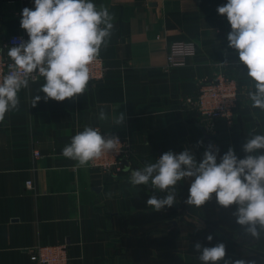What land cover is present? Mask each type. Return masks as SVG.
Wrapping results in <instances>:
<instances>
[{
  "label": "crops",
  "instance_id": "1",
  "mask_svg": "<svg viewBox=\"0 0 264 264\" xmlns=\"http://www.w3.org/2000/svg\"><path fill=\"white\" fill-rule=\"evenodd\" d=\"M92 2L114 15L110 40L100 51L105 79L89 83L78 99L45 102L39 77L19 91V110L0 122V264H36L34 248L57 244L68 245L70 264H201L197 242L207 247L222 242L226 259L264 264V234L249 236L235 222V206L222 208L215 198L189 206L191 181L185 179L176 185L177 203L155 212L147 199L166 193L129 182L131 171L170 150L187 149L199 162L208 147L205 133L219 148L218 163L230 147L244 158L246 139L264 134V112L253 109L247 95L252 85L247 68L228 47L231 26L216 11L227 0ZM25 7L34 9V0H0V46L13 35L29 39L20 27ZM175 41L195 42L198 53L185 67L166 71ZM219 71L238 84L233 125L200 116L185 104ZM37 94L41 100L33 107ZM117 114L124 120L112 124ZM86 126L130 138L129 170L106 175L61 155ZM35 150L41 157H34Z\"/></svg>",
  "mask_w": 264,
  "mask_h": 264
},
{
  "label": "clouds",
  "instance_id": "2",
  "mask_svg": "<svg viewBox=\"0 0 264 264\" xmlns=\"http://www.w3.org/2000/svg\"><path fill=\"white\" fill-rule=\"evenodd\" d=\"M216 11L231 26L228 47L238 53V65L247 68L252 82L247 93L250 106L264 112V0H227ZM21 16L20 27L29 39L7 48L11 63L0 78V122L7 113L19 110V91L39 77L44 79L39 92L45 94V102L78 99L88 88L89 66L99 58L101 47H107L114 27V15L92 0H34V9L25 7ZM40 100L37 94L32 106ZM99 119H107L103 110ZM123 120V114H117L112 124ZM119 144L118 137H105L100 129L86 126L64 146L61 155L85 166L105 153L119 152ZM242 150L246 155L238 158L230 147L219 163V148L211 144L199 162L187 149L170 150L154 163L131 171L129 182L133 186L150 184L165 192L163 197L152 195L146 201L153 211L161 212L177 203L176 185L188 179L186 204L200 207L215 198L222 208L235 206V222L249 236L260 239L264 234V134L247 138ZM206 239L211 242L213 236ZM194 250L201 264H256L254 260L226 259L222 242L212 247L197 242Z\"/></svg>",
  "mask_w": 264,
  "mask_h": 264
},
{
  "label": "built area",
  "instance_id": "3",
  "mask_svg": "<svg viewBox=\"0 0 264 264\" xmlns=\"http://www.w3.org/2000/svg\"><path fill=\"white\" fill-rule=\"evenodd\" d=\"M22 41H25V36L13 35L0 46V49H3L0 52V78L7 74L8 64L11 63L4 48L18 45ZM197 53V45L193 41L172 42L168 49L165 70L185 67ZM89 67V83H99L105 79L108 71L101 56ZM238 93L236 79L232 75L219 71L210 81L201 84L196 95L187 96L185 104L188 106L187 108L194 110L200 116L224 120L227 124L233 125ZM102 135L118 137L121 143L118 145L119 152L105 153L100 158L90 161L88 166L103 174L118 176L126 170V162L132 154L130 138L127 135L118 134ZM34 157H41V152L35 150ZM33 183L31 180L27 181L26 187L31 189ZM68 249L67 244L37 246L32 252V259L36 264H70Z\"/></svg>",
  "mask_w": 264,
  "mask_h": 264
},
{
  "label": "water",
  "instance_id": "4",
  "mask_svg": "<svg viewBox=\"0 0 264 264\" xmlns=\"http://www.w3.org/2000/svg\"><path fill=\"white\" fill-rule=\"evenodd\" d=\"M204 137H205V139L207 140V145L209 146L210 144L211 145H213V136H210V135H208V134H204ZM213 150H215V149H213ZM125 169H127V170H129V165H128V163L126 162V167H125Z\"/></svg>",
  "mask_w": 264,
  "mask_h": 264
}]
</instances>
